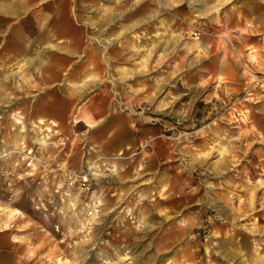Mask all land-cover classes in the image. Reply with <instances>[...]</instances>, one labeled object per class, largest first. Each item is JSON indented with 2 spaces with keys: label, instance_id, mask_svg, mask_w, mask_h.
Returning <instances> with one entry per match:
<instances>
[{
  "label": "rangeland",
  "instance_id": "1",
  "mask_svg": "<svg viewBox=\"0 0 264 264\" xmlns=\"http://www.w3.org/2000/svg\"><path fill=\"white\" fill-rule=\"evenodd\" d=\"M57 5L0 37V260L264 264V0Z\"/></svg>",
  "mask_w": 264,
  "mask_h": 264
},
{
  "label": "crops",
  "instance_id": "2",
  "mask_svg": "<svg viewBox=\"0 0 264 264\" xmlns=\"http://www.w3.org/2000/svg\"><path fill=\"white\" fill-rule=\"evenodd\" d=\"M59 0H0V37H6V31H11L14 29L16 32L14 34H10V37L13 35L16 40L12 41L11 47L14 56L20 57L22 55L23 47H27V45H36L39 46L41 49L40 54H37L36 58L39 61H43V53L49 48L57 49V43H51L48 40L46 42H40L41 44H50V46H40L39 43L29 42V37L25 34V30L37 29L40 34H43L44 31H50L44 34V38L42 39H53L57 38L60 39L62 37H66L69 34V31L73 29V25L71 24L69 17H68V10L66 7H58L57 3ZM69 30V31H68ZM46 36V37H45ZM45 46V47H44ZM69 50L68 48H66ZM46 60L47 57H44ZM55 68V66H54ZM60 69L59 65L56 66L54 70H52L46 77H44V81L46 84H54L57 82L54 79L56 77V70ZM71 87V86H70ZM74 88V86H73ZM73 95V93L71 92ZM73 97H68L66 99L68 102H71ZM65 100V101H66ZM43 102V101H42ZM41 102V105H43ZM61 100L58 102H53L46 106H50V108L56 109L62 108V105H65V102L61 104ZM53 104V105H52ZM59 105V106H58ZM53 106V107H51ZM45 107V105L43 106ZM42 107V111L43 108ZM38 113V120L42 121V114L43 112ZM53 123V120H52ZM105 128V129H103ZM103 130H108V126L104 125L102 127ZM113 136V137H112ZM115 135L107 136L106 139L110 140L108 143H113L112 148L118 145V140ZM39 142L43 143V138L38 140ZM8 255H4L0 260V264H12V261Z\"/></svg>",
  "mask_w": 264,
  "mask_h": 264
}]
</instances>
